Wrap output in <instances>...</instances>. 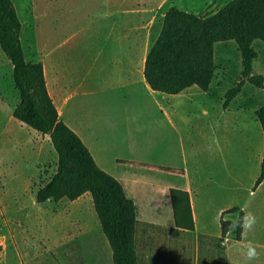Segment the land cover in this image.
<instances>
[{
    "label": "rangeland",
    "instance_id": "374dc122",
    "mask_svg": "<svg viewBox=\"0 0 264 264\" xmlns=\"http://www.w3.org/2000/svg\"><path fill=\"white\" fill-rule=\"evenodd\" d=\"M12 1L22 21L26 60L49 50L47 66L59 44L54 63L58 58L66 90L70 79L86 77L83 84L92 95L78 101L76 115L97 163L122 178L134 200L138 264H204V245L217 251L221 242H205L198 233H218L219 212L233 206L254 215L246 235L264 243V181L254 188L264 144L254 112L264 103V90L244 82L223 107L225 92L242 68L234 40L214 44L216 68L208 91L192 86L178 96L141 90L139 98L123 103L108 98L111 74L105 64L116 49L113 40L104 43L102 0ZM228 1L166 0L164 7L211 13ZM160 22L157 13L149 47ZM252 47L258 54L252 72L264 76V43L255 39ZM11 73L0 49V264H112L89 193L73 201L36 202L37 189L55 171L57 155L47 135L11 116L18 100ZM186 183L192 189L195 232L174 227L168 200L157 209L152 204L164 199L162 194L167 198L166 190L160 193L165 186ZM62 238L68 244L51 254L48 249ZM258 251L264 255V248Z\"/></svg>",
    "mask_w": 264,
    "mask_h": 264
},
{
    "label": "trees",
    "instance_id": "16d2710c",
    "mask_svg": "<svg viewBox=\"0 0 264 264\" xmlns=\"http://www.w3.org/2000/svg\"><path fill=\"white\" fill-rule=\"evenodd\" d=\"M22 21L12 0H0V49L12 68L18 100L12 117L48 135L57 155L56 168L35 193L38 203L75 200L88 192L101 230L111 249L112 264H137L136 211L122 184L95 163L88 148L61 119L48 94L41 62H29L20 42ZM264 43V0H229L214 12L193 13L169 7L149 47L143 76L150 89L177 94L190 86L206 91L214 76L213 46L234 40L241 56L240 78L225 92L223 107L241 91L244 82L264 90V76L253 74L257 52L252 41ZM264 136V103L255 112ZM264 180V145L254 188ZM176 228L193 231L194 221L186 190L170 189ZM243 212L233 206L221 212L220 240H239ZM1 249V247H0Z\"/></svg>",
    "mask_w": 264,
    "mask_h": 264
},
{
    "label": "crops",
    "instance_id": "0c3cea01",
    "mask_svg": "<svg viewBox=\"0 0 264 264\" xmlns=\"http://www.w3.org/2000/svg\"><path fill=\"white\" fill-rule=\"evenodd\" d=\"M165 2L166 0L159 2L154 0L150 3L141 0H135L133 2L132 0H102L101 1V7L103 9L101 18H103L106 22V26L103 29L104 31L102 30L103 33L104 32L106 33V36L104 35V43L106 44L105 46H107L109 41L113 40L115 45L114 49H116L115 55L110 60H108L107 64H105V67L109 68V73L111 74V82H109L111 83V89L109 90L108 98H112L116 96L119 98V101L124 103L129 99L131 100L132 98H139L141 90L154 91L149 88V86L147 85L144 79L143 67H144L145 57L149 49V46L147 45L148 35L151 33L150 31L152 30V25L155 23L157 13L161 14V22L159 28V32H160L164 13L169 8V7H164ZM156 37L157 36H154V40L156 39ZM56 47L53 46L52 48L53 57L51 64H48L47 66L45 64V57L48 56V53L50 52L49 50L46 53H42L38 56H35V59L31 60V62L39 61L42 63L45 85L48 94L58 112L59 119H61L71 130H73L79 136V138L88 148L97 166L102 170L104 169L105 171L106 168L100 166L97 163V158L92 148L93 145L91 144L92 145L91 146L90 143L87 141L86 134L83 131L85 130V128L82 126L80 119L76 115L78 101L86 96L92 95L91 91L87 89L83 84L86 81V77H82L78 80L70 79L69 88L66 90L65 82L63 81V77L61 76V70L58 68L59 67L58 58L56 60V63H54L55 52L61 46L57 44ZM25 58H26V54H25ZM96 82L100 85L99 79ZM191 87L192 86L185 88L184 90H182L177 94H171V95L181 96L183 93H186ZM195 87L199 89L197 86ZM208 90L209 87L206 91ZM116 179H118V181L122 184L124 191L127 195L128 193L127 188L122 182L123 181L122 178L117 177ZM171 188H176V187L165 186L163 190L160 191V193L162 194L166 190L167 198L165 199L164 194H162L164 199L159 198V201L156 202L155 200L152 201L154 208L156 209L160 208L161 207L160 205L163 202L166 206L167 205L166 201L168 200V207H170L172 212L170 192H169ZM178 189L186 190L189 194L191 212L194 221V230L189 231L179 228L177 229L183 230L185 232H195L196 225L194 218L196 217V212L194 211L195 207L192 202L191 186L186 183L181 187H178ZM129 192L130 194H133L131 193V191ZM86 193L82 194L77 199L81 198ZM225 209H222L218 214L219 215L218 233L214 235L209 233L205 229H202V232L198 233L200 235V236L198 235V238L202 237L205 242H215L216 239H218L221 242L220 250L217 251H215L213 248H210V244L204 245L202 250V256L203 255L205 256L202 258L204 264H248V263L263 264L262 262V259L264 258L263 252H260L258 250L262 251V249L264 248V243L262 241H258L259 239L250 238L252 237V235H246L245 227L241 228V237L239 240H234L231 238H225L224 241L220 240L219 220H220L221 212ZM239 210L243 212V218H244L245 217L244 211L241 208H239ZM173 224L174 227L176 228L174 223V218H173ZM68 241L72 242L71 239H69ZM60 242L62 243H59V245L56 246L53 245L48 249L51 254H53L54 250H57L61 246L64 247L65 245L68 244V242L65 243L63 238L60 240ZM249 246L254 247L257 253L255 258L253 259L248 258ZM199 256H200V252L198 251V258ZM258 259L261 261H257ZM137 264H138V259H137Z\"/></svg>",
    "mask_w": 264,
    "mask_h": 264
},
{
    "label": "clouds",
    "instance_id": "9594fccd",
    "mask_svg": "<svg viewBox=\"0 0 264 264\" xmlns=\"http://www.w3.org/2000/svg\"><path fill=\"white\" fill-rule=\"evenodd\" d=\"M255 224V217L251 213H248L243 220L236 226L245 227L247 229H251V227ZM257 255L254 247L249 246L248 248V258L253 259Z\"/></svg>",
    "mask_w": 264,
    "mask_h": 264
}]
</instances>
